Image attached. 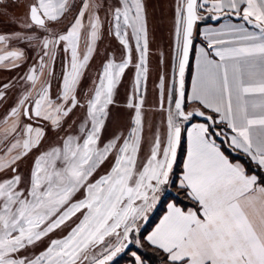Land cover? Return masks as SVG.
<instances>
[{
    "label": "snow or ice",
    "instance_id": "6c2138e0",
    "mask_svg": "<svg viewBox=\"0 0 264 264\" xmlns=\"http://www.w3.org/2000/svg\"><path fill=\"white\" fill-rule=\"evenodd\" d=\"M168 7L0 0V264H264V0Z\"/></svg>",
    "mask_w": 264,
    "mask_h": 264
},
{
    "label": "rangeland",
    "instance_id": "374dc122",
    "mask_svg": "<svg viewBox=\"0 0 264 264\" xmlns=\"http://www.w3.org/2000/svg\"><path fill=\"white\" fill-rule=\"evenodd\" d=\"M171 3V0H168L167 3L163 4V0H150V5L151 8L153 10L154 16H155V22L157 25V41L154 40V35L153 36V41H151V47L153 49V58H152V67L153 69L155 68L156 65V60H155V53L157 51L158 48H162L167 56V52H168V36H167V27H168V19L165 18V16L167 14H170V9L168 7V5ZM23 9H20L19 11L22 12ZM3 17H0V20H2ZM2 24H0V28H2ZM12 75V73L9 72H5L0 70V81L4 80L6 77ZM149 94H148V103L151 104L153 99H154V89H153V85L151 82V79L149 81ZM122 94H123V89H121V99H122ZM159 117L157 116V119ZM154 217L153 216V221H154ZM151 255V253H150ZM155 258V257H154ZM125 259L121 258L119 259V262L124 261ZM118 262V263H119ZM158 264V261H157Z\"/></svg>",
    "mask_w": 264,
    "mask_h": 264
},
{
    "label": "crops",
    "instance_id": "0c3cea01",
    "mask_svg": "<svg viewBox=\"0 0 264 264\" xmlns=\"http://www.w3.org/2000/svg\"><path fill=\"white\" fill-rule=\"evenodd\" d=\"M148 1V0H147ZM148 9H149V18L150 17H154V13H153V10H152V8L151 7H148ZM153 23L154 22H149V26H150V31L152 32V34L154 35V28H153ZM152 41H153V39H152ZM193 63H194V60H193ZM188 81H189V86H190V76H189V78H188ZM119 264H126V260H124V261H122V262H120Z\"/></svg>",
    "mask_w": 264,
    "mask_h": 264
},
{
    "label": "bare ground",
    "instance_id": "6f19581e",
    "mask_svg": "<svg viewBox=\"0 0 264 264\" xmlns=\"http://www.w3.org/2000/svg\"><path fill=\"white\" fill-rule=\"evenodd\" d=\"M168 2V0H163V4H165V3H167ZM168 16H169V14H167L166 16H165V18L166 19H168ZM153 28H154V40L155 41H157L158 39V37H157V32H158V30H157V25H156V22H155V16L153 17Z\"/></svg>",
    "mask_w": 264,
    "mask_h": 264
},
{
    "label": "trees",
    "instance_id": "16d2710c",
    "mask_svg": "<svg viewBox=\"0 0 264 264\" xmlns=\"http://www.w3.org/2000/svg\"><path fill=\"white\" fill-rule=\"evenodd\" d=\"M147 4H148V7H151V5H150V0L147 1ZM149 22H153V17H150V18H149ZM177 167L179 168V165H178ZM156 218H157V217L155 216V217H154V221L156 220ZM154 259H156V258H154ZM121 262H122V261H121ZM119 263H120V262H119ZM119 263H118V264H119Z\"/></svg>",
    "mask_w": 264,
    "mask_h": 264
}]
</instances>
